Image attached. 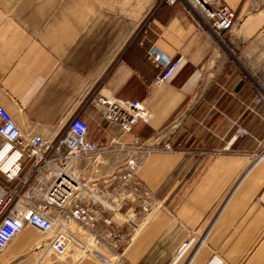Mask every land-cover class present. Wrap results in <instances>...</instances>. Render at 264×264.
Returning <instances> with one entry per match:
<instances>
[{
    "label": "crops",
    "instance_id": "0c3cea01",
    "mask_svg": "<svg viewBox=\"0 0 264 264\" xmlns=\"http://www.w3.org/2000/svg\"><path fill=\"white\" fill-rule=\"evenodd\" d=\"M221 1L236 20L219 40L197 26L186 0H0V104L23 137L53 135L102 79L105 94L143 102L151 121L117 138L88 103L80 116L90 140L137 146L160 132L173 150L150 154L136 173L153 211L119 228L126 241L95 244L112 262L264 264V157L253 156L264 149V120L247 109L264 83V5ZM151 49L183 58L164 83ZM255 110L264 114V104ZM237 126L250 136L237 137ZM39 239L25 228L0 264H107L90 252L71 258L72 244L63 256L44 253Z\"/></svg>",
    "mask_w": 264,
    "mask_h": 264
},
{
    "label": "built area",
    "instance_id": "2783aa9c",
    "mask_svg": "<svg viewBox=\"0 0 264 264\" xmlns=\"http://www.w3.org/2000/svg\"><path fill=\"white\" fill-rule=\"evenodd\" d=\"M154 1L172 6L183 0ZM251 1L264 5V0ZM186 2L185 11L200 29L219 39L233 31L235 11L221 0ZM149 57L163 68L156 84L168 81L183 63L181 56L171 61L156 49L149 51ZM255 92L247 109L264 120V114L255 110L264 104V83L255 87ZM87 94L85 100L84 93L75 98L61 117L58 130L48 137H23L0 104V252L25 228L40 235L37 250L56 256L65 255L72 242H83L78 232L94 244L106 239L126 241L119 228L131 227L130 212L147 215L153 211L155 203L136 173L150 154L173 152L168 141L158 132L137 146L117 139L98 146L90 140L88 125L80 116L88 103L105 122L116 126L117 138L138 124L149 126L151 113L141 101H123L105 94L102 79ZM235 134L250 136L240 126ZM253 156L264 157V149Z\"/></svg>",
    "mask_w": 264,
    "mask_h": 264
},
{
    "label": "bare ground",
    "instance_id": "6f19581e",
    "mask_svg": "<svg viewBox=\"0 0 264 264\" xmlns=\"http://www.w3.org/2000/svg\"><path fill=\"white\" fill-rule=\"evenodd\" d=\"M216 39H219L218 37ZM221 40V39H219ZM81 232H78L77 235L80 236ZM83 234V233H82ZM95 244L92 243L90 240L86 243L85 246H83V244L80 242H72L71 248H77L79 249V251H83L85 252H90L95 254L96 256L100 257V259L104 260V262H106L107 264H119V262L121 261L120 257L117 258L116 262H112L111 260L107 259L106 257L100 255L99 253H97V251L94 249ZM81 247V248H80ZM83 247V248H82ZM109 250V249H108Z\"/></svg>",
    "mask_w": 264,
    "mask_h": 264
},
{
    "label": "rangeland",
    "instance_id": "374dc122",
    "mask_svg": "<svg viewBox=\"0 0 264 264\" xmlns=\"http://www.w3.org/2000/svg\"><path fill=\"white\" fill-rule=\"evenodd\" d=\"M157 204V203H156ZM135 212V211H134ZM135 213H131L130 212V215L132 216V215H134ZM129 218V222H130V224H131V226L133 225V223L134 222H132L131 220H130V217H128ZM125 220H127V219H125ZM36 232V231H35ZM37 233V232H36ZM80 239H83V242H82V244H83V246H85L84 245V243L86 244L89 240H87L85 237V235L84 234H81L80 236H78ZM101 247H103V246H97V245H95L94 246V249L95 250H97V253H101L102 252V248ZM72 249V248H71ZM104 249V248H103ZM84 254V252L83 251H79V249H77V248H73V250H71V254H69L70 255V257L71 258H73V259H77V258H80V256H82ZM110 255H111V258H114V255L110 252Z\"/></svg>",
    "mask_w": 264,
    "mask_h": 264
}]
</instances>
